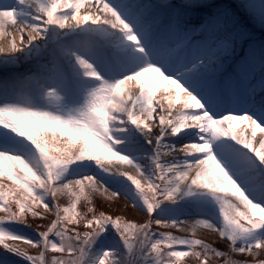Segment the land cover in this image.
Wrapping results in <instances>:
<instances>
[{"label": "snow or ice", "instance_id": "obj_1", "mask_svg": "<svg viewBox=\"0 0 264 264\" xmlns=\"http://www.w3.org/2000/svg\"><path fill=\"white\" fill-rule=\"evenodd\" d=\"M0 37V264H264V0H0Z\"/></svg>", "mask_w": 264, "mask_h": 264}, {"label": "rangeland", "instance_id": "obj_2", "mask_svg": "<svg viewBox=\"0 0 264 264\" xmlns=\"http://www.w3.org/2000/svg\"><path fill=\"white\" fill-rule=\"evenodd\" d=\"M124 205H125V202L124 201L120 202L118 200L114 204L112 202H110V201H106L103 210H105L106 212H111L114 215L116 213H120V214H122L124 216H127L130 219L138 218V214L137 213L133 212L131 210V208H125ZM97 207L98 208L100 207L99 202H97ZM122 208L124 209L123 212H121V209ZM37 222H39V221H37ZM33 227H35V224H33ZM198 236H199V238L206 239V240H210L211 239V237L206 232H204V231H200L198 233ZM24 247H26V246H24ZM27 250L29 251L30 254H33V255L36 254L35 251L32 250V249H27ZM260 258H264V253H261V255H260V257H258V259H260ZM190 264H195V261L194 260L193 261H190Z\"/></svg>", "mask_w": 264, "mask_h": 264}, {"label": "bare ground", "instance_id": "obj_3", "mask_svg": "<svg viewBox=\"0 0 264 264\" xmlns=\"http://www.w3.org/2000/svg\"><path fill=\"white\" fill-rule=\"evenodd\" d=\"M14 34V33H13ZM3 38L2 37H0V44H3ZM240 130V128L238 127L237 128V131H239ZM257 136H259V133L257 134ZM257 147H258V143H257V145H256ZM120 202H122V201H124L122 198L119 200Z\"/></svg>", "mask_w": 264, "mask_h": 264}]
</instances>
